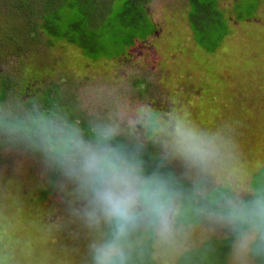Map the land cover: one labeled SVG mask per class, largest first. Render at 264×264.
I'll list each match as a JSON object with an SVG mask.
<instances>
[{"label":"rangeland","instance_id":"1","mask_svg":"<svg viewBox=\"0 0 264 264\" xmlns=\"http://www.w3.org/2000/svg\"><path fill=\"white\" fill-rule=\"evenodd\" d=\"M40 1L0 0V69L15 83L29 77L26 88L48 79V88L40 86L45 91L28 104L43 105L48 95L52 99L45 101L56 106L59 123L66 116L77 121L63 136L43 140V152L4 144L13 134H0V264H92L90 245L106 228L89 226L86 194L61 165L52 188L57 156L44 152L61 149L77 131L94 141L101 127L115 129V143L118 137L130 139L126 152L132 146L148 153L152 163L167 166L155 170L170 169L163 182L180 196L172 234L162 238L158 223L139 229L131 238L130 264H181L191 261V249L197 264H255L249 252L264 261L258 240L247 253L238 251L240 233L251 226L230 224L231 209L225 205L264 202V0H207L214 10L197 24L190 0H147L148 12L144 5L132 8L126 23L121 12L129 0H108L107 11L119 17L121 29L94 34L96 61L45 32L31 36L29 20L38 19L34 12L37 6L42 11ZM18 5L34 16L21 9L11 15ZM152 30L157 32L139 39ZM30 88L27 99L33 97ZM16 91H9L0 116L14 115ZM177 123L214 146L209 166L195 167L175 154L170 134ZM49 188L52 192L45 193ZM151 239L152 257L145 253Z\"/></svg>","mask_w":264,"mask_h":264},{"label":"clouds","instance_id":"2","mask_svg":"<svg viewBox=\"0 0 264 264\" xmlns=\"http://www.w3.org/2000/svg\"><path fill=\"white\" fill-rule=\"evenodd\" d=\"M115 134L114 128L101 127L94 141L73 138L61 152L62 163L57 160L86 194L89 226L106 228L90 245L92 264H130L132 236L158 222L162 238L167 239L178 212L175 194L168 186L144 175L128 153L110 143ZM170 135L174 136L175 154L185 162L206 168L215 159L214 146L195 129L177 123ZM225 205L231 209L230 224L240 221L251 226L250 232L240 233L238 251L247 253L258 240V251L264 253V202H254L251 207L232 201Z\"/></svg>","mask_w":264,"mask_h":264},{"label":"trees","instance_id":"3","mask_svg":"<svg viewBox=\"0 0 264 264\" xmlns=\"http://www.w3.org/2000/svg\"><path fill=\"white\" fill-rule=\"evenodd\" d=\"M107 2L108 0L107 1L106 0H41L39 3L41 5L42 11H39L38 10L39 8L37 6L36 11L34 12L36 15H38V19L36 20V22L29 20L30 23L29 27H31L32 25V27L30 28L32 34L31 36H34V38H40L41 37L40 33L45 32V34L50 36L51 39L66 42L71 47L84 51L85 56L87 58L96 61L98 60V58L94 57V55L91 56V53L94 51L96 45L98 44V39L97 37L94 36V34H96L97 36L99 35L100 37L101 36L100 29L105 34H108L109 32H114V28L117 30L116 33H118V31L121 29L119 27V23H120L119 17H115L113 13L109 14L110 12L107 11L108 8L110 10V7L108 6ZM110 2H112V0H110ZM128 3L126 5L125 11L123 10V12H121L122 23L124 22L126 23V21L129 22L128 20H130L131 17H129L128 14L131 12L132 8L134 11H136L142 9L140 8L141 6L143 5L145 6L144 0H129ZM138 4H140V6ZM189 4H190L189 13H192L194 17L193 21L195 22V24H197L198 20L202 19L201 17L203 16V14L204 15L206 13L208 14V11H211V9L214 10V5L211 4V1L209 2L207 0H205V2L202 3L200 2V0H190ZM20 9L21 7L19 5L17 7L16 6L13 7L10 11L11 15H14L16 10L19 11L20 13ZM21 11L24 12L26 17L34 16L30 8H25L24 10L21 9ZM211 20L213 21V19L209 18V21ZM154 32L155 31L152 30V32H149L146 37L143 38L141 37L139 39L145 40L149 36L153 35ZM103 38L104 40H106V38L102 36L100 38V40H102V43L104 41ZM115 38L116 37H112L113 40H115ZM36 40L37 42L39 41L38 39ZM127 42L128 41L125 40V44ZM118 57L119 55L114 57V59ZM105 59L107 60L112 59L111 55L110 58H105ZM36 75L37 74H34L30 77H34ZM28 78L27 79L24 78L23 80L17 79L15 83L9 81L7 74L4 72L3 69H0V109L4 104H6L7 95L11 89L14 91L17 90L16 93H18L17 96L19 97L18 99L19 101L15 103L18 109L17 107H14L13 109L14 115L12 117L0 116V134L2 132L4 133L7 132V136L13 134V136L10 138L12 139V141L3 142L4 144L10 143L19 147L32 146L34 150H38L37 152L39 151L43 152V149L45 150V143L43 142V140L45 141V139L53 138L54 136H59V137L63 136L62 131L67 130L66 127L68 124H70L68 126V129H72L71 122L73 121L74 118L72 119L71 117L66 116L67 119L63 120L62 123H59L60 120L57 121L56 119V115L58 113L57 111H55L56 106L53 103H47V101H45L47 97H50L48 95L45 96V99L43 98L44 99L43 105L38 106L36 104L33 105V103L29 105L28 101H30L31 98H34V96H36L35 99H37L38 95H41V93L43 92L44 89L40 86H44L45 88H48L47 87L48 79L46 78L41 79L42 81L40 80L39 82L40 85L37 86V88L34 87L33 83H31L29 86L32 88V89L30 88V91H32L31 95H33V97L29 96V98L27 99V95L29 94L27 89L29 88V86L28 88H26L24 87V85L26 83L25 81L28 80ZM43 80H45L44 83ZM62 81L59 80V82L57 83L58 92H59V88L62 89L61 87V83H63ZM35 99H32L31 101L36 102ZM155 114L157 120L158 119L157 116L159 113H155ZM83 136L84 134L79 131L73 132L71 136H68V141H66V143L63 145H60L62 147L61 149L56 150V152H54L53 154L50 152H44L45 154H51L52 156H54V158L57 156L56 159L53 161L54 163L53 170L52 172H50L52 188L55 187V184L57 183L56 178L59 176L61 172V167H60L62 163L61 152L65 149V146L73 138H83L84 140L89 141L88 139H85ZM128 140L123 137H118L117 143H115L116 141L114 140V138L112 139V141H110V143L115 145V147L121 152L133 154L136 151H134L132 146L126 152V149L128 148L127 146L129 145ZM3 143L1 142V144ZM60 146L57 147L59 148ZM136 153L137 154L135 155L136 157L134 158V160L142 168H144V170L146 169L148 170L147 173H143V174L148 177H152L154 179L158 177L160 181L163 182V174L167 176L166 173L170 169L168 170L166 169L167 171L165 170V173L163 172V174L161 173L158 174L155 169H157V171L159 172L160 169H163L167 166L157 163H152V157L146 152L145 153L136 152ZM58 157H59L58 160H60L61 163H57L56 160ZM58 166L59 168H57ZM171 177L174 179L172 174ZM52 188H49V190L45 189V191L44 190L43 191L45 193H47V191L52 192ZM173 193L177 195L175 196V199L176 201H178L180 198L179 193L178 192H173ZM247 230L248 227H246V229L243 230V232ZM148 242L150 247L148 248V250L145 251V253L150 254V256L152 257L154 251V248H152L153 239H151ZM195 250L196 249L194 250L191 249V252H189L191 261H186L188 258H185L186 260H184L183 261L184 263L181 264H185V263L190 264L191 262L192 264H197L198 258ZM141 255L139 256V259H137V262L140 261Z\"/></svg>","mask_w":264,"mask_h":264},{"label":"crops","instance_id":"4","mask_svg":"<svg viewBox=\"0 0 264 264\" xmlns=\"http://www.w3.org/2000/svg\"><path fill=\"white\" fill-rule=\"evenodd\" d=\"M144 3H145V7L148 5V1L147 0H144ZM146 9H147V7H146ZM147 12H148V10H147ZM157 31V30H156ZM155 33V32H154ZM135 235V234H134ZM133 235V236H134ZM249 254V257H252V259L254 260V263L255 264H264V261H263V259H261V258H259V256L258 255H252V253L251 252H249L248 253ZM153 255V254H152ZM236 256V255H235ZM152 264H154V263H152Z\"/></svg>","mask_w":264,"mask_h":264},{"label":"flooded vegetation","instance_id":"5","mask_svg":"<svg viewBox=\"0 0 264 264\" xmlns=\"http://www.w3.org/2000/svg\"><path fill=\"white\" fill-rule=\"evenodd\" d=\"M157 31H155V33H156ZM154 35V34H153ZM143 82V81H142ZM142 84H145L146 85V87H147V85H148V83H142ZM137 88H138V85L136 86ZM146 87H145V89H146ZM145 89H140V90H145ZM138 117V115H135V117ZM139 119H140V115H139V117H138ZM138 127H139V125H137ZM140 141H142V139H140Z\"/></svg>","mask_w":264,"mask_h":264}]
</instances>
